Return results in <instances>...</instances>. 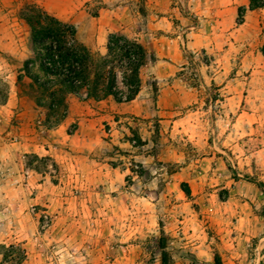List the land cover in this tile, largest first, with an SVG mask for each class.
Instances as JSON below:
<instances>
[{
	"label": "rangeland",
	"instance_id": "rangeland-1",
	"mask_svg": "<svg viewBox=\"0 0 264 264\" xmlns=\"http://www.w3.org/2000/svg\"><path fill=\"white\" fill-rule=\"evenodd\" d=\"M35 6L95 58L112 34L138 41L135 101L81 92L62 107L33 53L31 74L50 91L36 86L9 50L20 39L33 51ZM260 184L264 8L0 0V264H264Z\"/></svg>",
	"mask_w": 264,
	"mask_h": 264
},
{
	"label": "trees",
	"instance_id": "trees-1",
	"mask_svg": "<svg viewBox=\"0 0 264 264\" xmlns=\"http://www.w3.org/2000/svg\"><path fill=\"white\" fill-rule=\"evenodd\" d=\"M263 8L264 0H250L251 11ZM31 13L36 20L26 18L25 22L32 32L33 53L41 61L40 69L44 76L56 80L62 107L67 95L79 96L81 92L85 93V102L113 98L117 104L123 105L135 101L142 87L141 70L147 63V52L138 41L112 34L107 41V55L95 58L87 47L78 42L74 27L67 31V24L38 6ZM244 13L245 10H241L239 16L243 18ZM31 66L33 61L24 64L26 76L36 86L50 91L46 84L32 76ZM119 75L122 76L121 82ZM50 99L56 103L55 94ZM260 187L264 190V184Z\"/></svg>",
	"mask_w": 264,
	"mask_h": 264
},
{
	"label": "crops",
	"instance_id": "crops-1",
	"mask_svg": "<svg viewBox=\"0 0 264 264\" xmlns=\"http://www.w3.org/2000/svg\"><path fill=\"white\" fill-rule=\"evenodd\" d=\"M25 32H27L26 27H25ZM13 41H11L10 43V47H9L10 53L15 59L21 62L22 66H24V64L32 58V55H33L32 48L28 44L25 46V44H23L22 40L20 39L18 41H15V43H13ZM19 102L20 101H18V103ZM8 106L9 105L4 107V110L7 112H9Z\"/></svg>",
	"mask_w": 264,
	"mask_h": 264
}]
</instances>
